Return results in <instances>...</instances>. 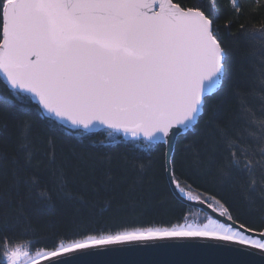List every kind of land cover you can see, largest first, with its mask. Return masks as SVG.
<instances>
[{"label": "snow or ice", "instance_id": "1", "mask_svg": "<svg viewBox=\"0 0 264 264\" xmlns=\"http://www.w3.org/2000/svg\"><path fill=\"white\" fill-rule=\"evenodd\" d=\"M229 2L239 15L238 0ZM214 7V0L207 8L199 0L190 6L179 0H0V100L17 111L34 108L43 118L52 134L46 140L48 167L57 163L56 139H75L89 153L79 157L81 165L99 168L104 185L131 172L136 179L129 192H134L155 165L173 199L195 201L219 217L206 213L192 221L183 214V222L161 226L77 233L34 256L4 237L0 264H88L77 257L164 241L203 242L264 256V211L257 227L241 220L215 192L193 195L177 160L178 151L201 145L197 167L207 158L204 173L215 187L239 191L249 211L257 200L264 204V72L253 87L230 84L229 49ZM230 28L231 22L225 23L226 34ZM240 28L237 38L264 44V27ZM226 104L233 118L224 115ZM98 132L104 139L91 141ZM129 143L139 150L135 160L110 154ZM36 156L26 135L12 156L0 152V172L8 179L0 186V200L21 188L50 199L48 190L38 191L36 171H27L44 162L34 164ZM54 175L63 191V163ZM16 209V219L22 218L23 203Z\"/></svg>", "mask_w": 264, "mask_h": 264}, {"label": "trees", "instance_id": "2", "mask_svg": "<svg viewBox=\"0 0 264 264\" xmlns=\"http://www.w3.org/2000/svg\"><path fill=\"white\" fill-rule=\"evenodd\" d=\"M179 2L190 6L197 0ZM199 2L207 8L211 0ZM238 4L241 8L239 15L229 0H214L213 14L218 17L216 24L221 29L225 47L229 49L230 84L253 87L258 74L264 72V44H250L243 37H237L241 32V24L250 30L264 27V0H259V4L256 0H238ZM229 22L231 28L226 34L224 25ZM229 108L231 104H226L224 115L233 118L234 114L228 111ZM25 135L37 150L34 164L36 160L44 158L39 170L29 168L27 171H36L40 181L38 191L48 190L50 199H38L36 194L29 196L25 188H21L19 193L13 189L10 195L0 200V217H8L7 220L0 218V239L7 237L13 245L23 244L32 255L41 249H51L61 238L77 233L100 234L101 231L122 230L124 227L161 226L166 222H183V214H187L192 221H201L205 217L201 211L173 199L167 182L161 178L155 165L147 170L134 192H129V185L136 179L131 172L123 180L117 175L110 184L104 185L99 168L93 171L81 165L79 157L89 153L75 139H56L57 163L48 167L46 140L52 134L45 127L43 118L34 108L17 111L6 101L0 100V152L12 156ZM103 139L104 135L99 132L90 137L94 142ZM87 144L88 141H84V145ZM133 149L134 145L129 143L127 147L122 145L113 148L110 154L114 157H127L131 161L137 158L139 151ZM200 151L202 146L197 145L189 152H177V160L183 165L181 171L191 185L192 194L198 195L204 190L215 192L234 206V214H238L241 220L259 227L264 204L257 200L254 208L249 211L239 191L229 187H215L211 177L204 173L203 165L207 158L197 167L195 154ZM159 155V151L154 152L153 158ZM61 163L66 171L63 191L58 190L54 175ZM7 183V177L0 172V186ZM18 203H23L24 215L20 219H16ZM109 204L110 210H107ZM102 208L106 210L101 212ZM118 209L120 211L117 215ZM0 247L3 245L0 244Z\"/></svg>", "mask_w": 264, "mask_h": 264}, {"label": "water", "instance_id": "3", "mask_svg": "<svg viewBox=\"0 0 264 264\" xmlns=\"http://www.w3.org/2000/svg\"><path fill=\"white\" fill-rule=\"evenodd\" d=\"M169 190L171 192L170 188ZM180 203L219 218L210 209L195 201ZM77 259L87 261L88 264H264V256L258 253H250L247 250H219L196 241H164L146 246H115L93 250L91 255ZM41 264H47V261H42Z\"/></svg>", "mask_w": 264, "mask_h": 264}, {"label": "rangeland", "instance_id": "4", "mask_svg": "<svg viewBox=\"0 0 264 264\" xmlns=\"http://www.w3.org/2000/svg\"><path fill=\"white\" fill-rule=\"evenodd\" d=\"M198 219H200V217H198ZM34 256V255H33Z\"/></svg>", "mask_w": 264, "mask_h": 264}]
</instances>
